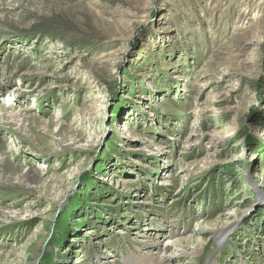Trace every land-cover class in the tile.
Wrapping results in <instances>:
<instances>
[{"label":"rangeland","instance_id":"obj_1","mask_svg":"<svg viewBox=\"0 0 264 264\" xmlns=\"http://www.w3.org/2000/svg\"><path fill=\"white\" fill-rule=\"evenodd\" d=\"M6 251L264 264V0H0Z\"/></svg>","mask_w":264,"mask_h":264},{"label":"bare ground","instance_id":"obj_2","mask_svg":"<svg viewBox=\"0 0 264 264\" xmlns=\"http://www.w3.org/2000/svg\"><path fill=\"white\" fill-rule=\"evenodd\" d=\"M72 27V26H71ZM61 106H59V108H60ZM22 109V110H21ZM20 109V111L18 112V114H16V115H14V117L12 118V120L14 119V120H16V122L14 121V123L15 124H18V123H20L19 121L20 120H22V122H24V124L26 123V124H28V125H36V123H32V122H27L26 121V119H28V118H30L31 116L33 117L34 116V112H35V107H34V104H31V105H29V106H27L25 109H24V107H22ZM23 114H25V115H23ZM31 119V118H30ZM29 121H32V119L31 120H29ZM52 123H54L53 121H52ZM19 125V124H18ZM43 125V124H42ZM23 127V126H22ZM23 129H25V128H23ZM79 137H81L80 138V140L78 141V142H85V141H87V140H89L90 139V137H88L87 135H79ZM131 140H137L136 138H134V139H131ZM29 177V176H28ZM75 210V209H74ZM223 237H218L217 239L218 240H221ZM178 245H180V244H178ZM183 247V246H182ZM10 254V252L9 251H6L5 253H4V255H6V258H5V260H4V262L6 263V264H9V261H8V255ZM134 256V255H133ZM136 260H138V259H135V261ZM139 261V260H138ZM11 263V262H10Z\"/></svg>","mask_w":264,"mask_h":264}]
</instances>
